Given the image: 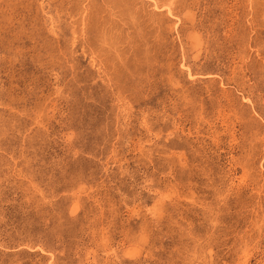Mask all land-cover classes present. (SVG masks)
Instances as JSON below:
<instances>
[{
	"label": "rangeland",
	"instance_id": "rangeland-1",
	"mask_svg": "<svg viewBox=\"0 0 264 264\" xmlns=\"http://www.w3.org/2000/svg\"><path fill=\"white\" fill-rule=\"evenodd\" d=\"M0 264H264V0H0Z\"/></svg>",
	"mask_w": 264,
	"mask_h": 264
}]
</instances>
